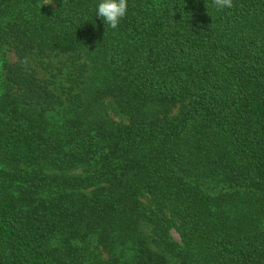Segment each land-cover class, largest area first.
I'll return each instance as SVG.
<instances>
[{
  "label": "trees",
  "instance_id": "1",
  "mask_svg": "<svg viewBox=\"0 0 264 264\" xmlns=\"http://www.w3.org/2000/svg\"><path fill=\"white\" fill-rule=\"evenodd\" d=\"M48 2L0 0V264H264V0Z\"/></svg>",
  "mask_w": 264,
  "mask_h": 264
},
{
  "label": "clouds",
  "instance_id": "2",
  "mask_svg": "<svg viewBox=\"0 0 264 264\" xmlns=\"http://www.w3.org/2000/svg\"><path fill=\"white\" fill-rule=\"evenodd\" d=\"M49 0L48 4H51ZM218 9L231 8L233 0H213ZM128 0H100L97 6V16L103 18L107 27L117 28L120 20L127 14Z\"/></svg>",
  "mask_w": 264,
  "mask_h": 264
},
{
  "label": "rangeland",
  "instance_id": "3",
  "mask_svg": "<svg viewBox=\"0 0 264 264\" xmlns=\"http://www.w3.org/2000/svg\"><path fill=\"white\" fill-rule=\"evenodd\" d=\"M8 54L11 56V53H8ZM109 106H110L109 104H106V105H105V108H107V107H109ZM108 112L110 113V115L113 117L114 120H119V119H120L119 115L116 114V113H115L114 111H112L111 109H109ZM177 112H178V110L176 109V110L174 111V114H176ZM172 234H173V236H174L175 239H177L178 241L180 240L179 235H178V233H176V231H173Z\"/></svg>",
  "mask_w": 264,
  "mask_h": 264
}]
</instances>
